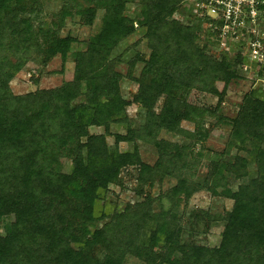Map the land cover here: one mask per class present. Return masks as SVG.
Here are the masks:
<instances>
[{
  "label": "trees",
  "instance_id": "trees-1",
  "mask_svg": "<svg viewBox=\"0 0 264 264\" xmlns=\"http://www.w3.org/2000/svg\"><path fill=\"white\" fill-rule=\"evenodd\" d=\"M99 11L100 30L76 49L78 39L62 34L68 20L93 27ZM135 34L142 38L134 47L146 40L150 54H136L124 75L118 65L126 54L116 52ZM212 37L189 0H70L51 17L40 1L0 0V264H124L129 256L175 264L176 250L183 252L178 264H264V95L251 91L236 116L220 114L230 85L243 79V63L213 54ZM34 57L44 65L60 57L61 74L72 60L73 79L14 94L11 82ZM125 78L138 86L132 100L122 93ZM193 91L217 97V106L192 103ZM132 104L145 111L138 127L127 112ZM209 119L231 133L208 175L194 179L193 146L207 141ZM113 126H126L127 133H113ZM94 127L104 133L92 134ZM166 134L192 143L168 141ZM122 143L132 150L121 151ZM140 143L157 149L154 165L143 160ZM252 164L257 176L251 178ZM129 168L137 171L143 201L98 216L102 195L113 185L124 188ZM166 179L176 184L160 199L173 208L202 191L232 201L218 247L183 240L185 231L192 238L209 231L206 210L191 214L189 231L171 210L154 211L151 191ZM222 182L229 187L221 192Z\"/></svg>",
  "mask_w": 264,
  "mask_h": 264
},
{
  "label": "rangeland",
  "instance_id": "rangeland-1",
  "mask_svg": "<svg viewBox=\"0 0 264 264\" xmlns=\"http://www.w3.org/2000/svg\"><path fill=\"white\" fill-rule=\"evenodd\" d=\"M40 1L43 4V9L46 17H51L54 14L58 13L60 9L68 3L70 0H36ZM85 1H83L84 3ZM135 10V7H132V11ZM102 14L103 11L98 12V18L95 21L93 27H88L82 24L81 20L76 17L75 19L68 20L67 26L63 31V35L68 34L73 35L78 39L75 44L76 49H82L86 47V42L88 39L95 35L102 26ZM176 18H179L183 23H188L191 20L187 17L176 14ZM205 30V28H204ZM141 34H135L127 41L123 42L118 48L116 55L125 53L126 55L123 58V61L118 65V69L122 74H126L128 71V62L135 58L136 54H145L149 56L150 49L147 46L146 40H142L141 43L134 47V44L140 40ZM213 54L215 50L212 48ZM250 60V59H249ZM248 64H252L250 61ZM143 68V64H139L136 69V76H139L140 71ZM62 61L60 57L53 59L48 65H44L41 58L34 57L33 60L20 72L17 74L15 79L11 82V89L16 95H23L29 92H34L37 89H52L58 86H61L65 80H72L74 73V64L72 60L66 65L64 73H62ZM35 80L39 81V84L36 85ZM223 84H218L220 90L223 89ZM122 93L125 99L132 100L133 95L137 92V84L125 78L121 84ZM258 91L261 95V98L264 95V82L258 81L251 74L247 76L243 74V79L233 82L228 90L222 108L220 109V114L226 117L236 116L240 105L243 102L245 95L251 91ZM189 100L197 105L206 106V107H216L218 103V98L200 93L199 91H193L190 95ZM129 118L132 120V124L135 127L143 125L145 122V111L141 108L140 105L132 104L127 108ZM184 128L188 130H193V125L184 123ZM207 129H212L211 134L209 135L207 141L203 143H195L193 146V152L195 156V175L194 179L202 178L204 179L208 175L210 169V164L213 161H216L217 157L221 152L227 147L228 138L231 133V127L226 125H218L217 119H209L207 123ZM113 133H127L126 126H113ZM90 132L92 134H102L104 129L102 128H91ZM165 139L171 142H179L181 144L189 145L192 142L188 139L174 137L172 135L166 134ZM108 143L110 146H114L115 138L113 136L108 137ZM140 151L142 153L143 160L150 164L154 165L158 159V151L154 146L140 143ZM133 148L132 144L122 143L120 144L121 151H131ZM201 155L200 157H198ZM65 165L70 164V161L65 160ZM257 172L252 164L250 166V177H256ZM220 178V177H219ZM122 179L124 182V188L119 186H111L108 192H105L102 195L104 199L99 203L97 209V215L102 214V210L106 213H111L114 211L122 212L127 204H133L143 201V197H140L136 190L138 188L137 184V171L134 168H129L123 171ZM248 178L244 179V182H248ZM176 184L175 179H166L163 184L158 183L156 187L151 191L153 198H156L154 204V211L160 212L162 210L170 211L173 215L178 218H182L184 222L185 230L189 231V218L194 211L206 210L210 214L212 221L210 222V229L205 234H200L191 237L188 235V232L185 231L183 234V240L193 241L195 240L201 246H207L210 248L218 247L221 243L222 236L224 233L226 222L229 219L231 208L233 206L232 201L222 197V196H213L207 191H202L195 194L189 201L179 202L177 206L172 207V203L167 199H160L162 194H165L170 188ZM229 187L227 182H222L219 186V190L222 192ZM109 219L97 222V227H102L105 222ZM93 228V229H94ZM163 233L161 234L164 237H167L170 233L169 228H164ZM0 233H4V229H0ZM183 256V252L176 250L173 256V261L175 264L180 263V260ZM124 264H145L136 257L129 256L126 258Z\"/></svg>",
  "mask_w": 264,
  "mask_h": 264
},
{
  "label": "built area",
  "instance_id": "built-area-1",
  "mask_svg": "<svg viewBox=\"0 0 264 264\" xmlns=\"http://www.w3.org/2000/svg\"><path fill=\"white\" fill-rule=\"evenodd\" d=\"M189 1L203 31L213 36L215 55L241 61L244 75L264 82V0Z\"/></svg>",
  "mask_w": 264,
  "mask_h": 264
}]
</instances>
